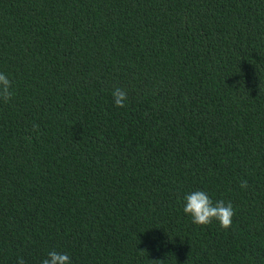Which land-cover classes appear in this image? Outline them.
<instances>
[{"label": "trees", "instance_id": "1", "mask_svg": "<svg viewBox=\"0 0 264 264\" xmlns=\"http://www.w3.org/2000/svg\"><path fill=\"white\" fill-rule=\"evenodd\" d=\"M0 73V264H264V0H0Z\"/></svg>", "mask_w": 264, "mask_h": 264}, {"label": "clouds", "instance_id": "2", "mask_svg": "<svg viewBox=\"0 0 264 264\" xmlns=\"http://www.w3.org/2000/svg\"><path fill=\"white\" fill-rule=\"evenodd\" d=\"M11 89L12 82L5 74L0 73V99L5 102L10 100L13 96ZM112 95L115 106L123 108L125 106L124 102L127 99V93L121 88H115ZM33 131H38L37 125H33ZM240 187L246 189L248 187L247 181L242 180ZM183 212L191 218V222L195 225L204 226L215 220L222 229L231 227L232 218L235 214L231 202L225 204L223 200H220L213 204L208 194L199 190L184 197ZM17 264H24L23 258H18ZM42 264H70V259L67 254L50 251L48 258L44 259ZM151 264H163V261L154 260L151 261Z\"/></svg>", "mask_w": 264, "mask_h": 264}]
</instances>
